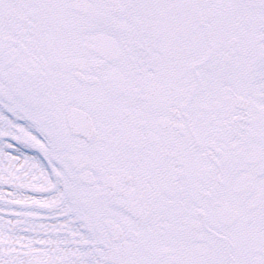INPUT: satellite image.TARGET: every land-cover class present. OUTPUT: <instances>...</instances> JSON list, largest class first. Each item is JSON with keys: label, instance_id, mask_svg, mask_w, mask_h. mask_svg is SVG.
<instances>
[{"label": "snow or ice", "instance_id": "1", "mask_svg": "<svg viewBox=\"0 0 264 264\" xmlns=\"http://www.w3.org/2000/svg\"><path fill=\"white\" fill-rule=\"evenodd\" d=\"M0 264H264V0H0Z\"/></svg>", "mask_w": 264, "mask_h": 264}]
</instances>
